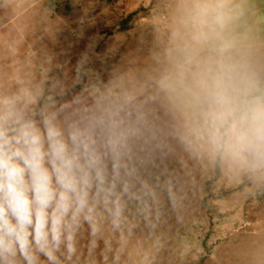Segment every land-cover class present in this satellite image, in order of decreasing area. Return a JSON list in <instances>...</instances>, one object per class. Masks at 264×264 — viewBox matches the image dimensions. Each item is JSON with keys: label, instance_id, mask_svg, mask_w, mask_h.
Returning a JSON list of instances; mask_svg holds the SVG:
<instances>
[{"label": "clouds", "instance_id": "1", "mask_svg": "<svg viewBox=\"0 0 264 264\" xmlns=\"http://www.w3.org/2000/svg\"><path fill=\"white\" fill-rule=\"evenodd\" d=\"M167 65L146 84L93 83L58 102L40 85L0 90V264H79L159 193L146 177L162 143L156 112L188 153L264 181V64L234 0H180ZM80 71V69H78ZM118 259V255L116 257Z\"/></svg>", "mask_w": 264, "mask_h": 264}, {"label": "rangeland", "instance_id": "2", "mask_svg": "<svg viewBox=\"0 0 264 264\" xmlns=\"http://www.w3.org/2000/svg\"><path fill=\"white\" fill-rule=\"evenodd\" d=\"M264 64V0H234ZM180 0H0V90L40 85L58 102L93 83L146 84L167 65ZM80 69V71H78ZM162 143L144 172L159 193L151 224L109 236L107 264H264V181L186 152L156 112ZM88 235L79 264H105ZM118 255V259L116 258Z\"/></svg>", "mask_w": 264, "mask_h": 264}, {"label": "trees", "instance_id": "3", "mask_svg": "<svg viewBox=\"0 0 264 264\" xmlns=\"http://www.w3.org/2000/svg\"><path fill=\"white\" fill-rule=\"evenodd\" d=\"M217 170H218V173H217V176H216V179L219 177L220 175V162L217 161Z\"/></svg>", "mask_w": 264, "mask_h": 264}, {"label": "crops", "instance_id": "4", "mask_svg": "<svg viewBox=\"0 0 264 264\" xmlns=\"http://www.w3.org/2000/svg\"><path fill=\"white\" fill-rule=\"evenodd\" d=\"M131 86V85H130ZM133 86V85H132Z\"/></svg>", "mask_w": 264, "mask_h": 264}]
</instances>
